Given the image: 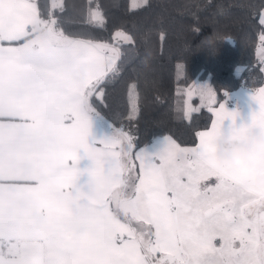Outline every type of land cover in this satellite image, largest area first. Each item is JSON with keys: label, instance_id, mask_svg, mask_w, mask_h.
Here are the masks:
<instances>
[{"label": "snow or ice", "instance_id": "6c2138e0", "mask_svg": "<svg viewBox=\"0 0 264 264\" xmlns=\"http://www.w3.org/2000/svg\"><path fill=\"white\" fill-rule=\"evenodd\" d=\"M53 7L63 11V0ZM88 22L103 27L99 6ZM120 57L66 34L31 0H0V264H264V187L246 167L220 165L212 147L226 119L243 136L238 112L220 103L192 147L164 136L159 150H137L116 128L90 141L91 97ZM196 92L215 101L208 85ZM252 99L250 123H264V87ZM178 210L189 213L181 230Z\"/></svg>", "mask_w": 264, "mask_h": 264}, {"label": "trees", "instance_id": "16d2710c", "mask_svg": "<svg viewBox=\"0 0 264 264\" xmlns=\"http://www.w3.org/2000/svg\"><path fill=\"white\" fill-rule=\"evenodd\" d=\"M54 2L59 0H37L42 18L56 19L66 34L116 44L121 57L91 97L93 114L128 133L136 149L164 135L181 145L197 142L198 130L213 119L204 105L185 112V87L198 76L207 75L214 105L240 87L264 85L258 55L264 42V0H147L140 8L132 7L131 0H63V11ZM97 6L103 27L88 22L89 7ZM118 30L132 40L115 42ZM137 174L138 167L126 173Z\"/></svg>", "mask_w": 264, "mask_h": 264}, {"label": "clouds", "instance_id": "9594fccd", "mask_svg": "<svg viewBox=\"0 0 264 264\" xmlns=\"http://www.w3.org/2000/svg\"><path fill=\"white\" fill-rule=\"evenodd\" d=\"M48 30L38 27L36 39L47 40ZM211 44V37L208 38ZM212 147L216 161L230 169L246 167L258 187H264V123H248L243 136H234L230 130L222 131L213 139ZM134 210L135 205H128ZM189 223V213L178 210L174 213L173 228L181 230Z\"/></svg>", "mask_w": 264, "mask_h": 264}, {"label": "crops", "instance_id": "0c3cea01", "mask_svg": "<svg viewBox=\"0 0 264 264\" xmlns=\"http://www.w3.org/2000/svg\"><path fill=\"white\" fill-rule=\"evenodd\" d=\"M31 2L35 3L37 5V8H38L37 0H31ZM38 10H39V8H38ZM261 19H263V21H264V9L261 12ZM258 55H259L260 60L263 62V66H264V42L259 47ZM261 87H264V85H262ZM261 87H259V88H261ZM220 103H224L226 108L229 111L238 112V115H237L236 121H235L236 126H241V125L250 123L253 111L254 110H258V108H259V105L255 102V100L252 99V90H249V89H246V88H242V87H240V88L232 91L231 93H229L228 97L225 100L220 101L216 105H214V102H213V104H212L210 109L213 111V109L219 108ZM90 115L92 117V120H91V131H90V137H89V139L91 141V140H93V134L97 137V135H98L97 131L99 129V124L101 122L99 120L100 118H98L93 113H91ZM214 119H215V113L213 111V119H212V121ZM231 124H232V121L230 119H226L224 121V125H223L224 129L225 130H229ZM210 127H211V124H210L209 127L205 128V129L198 130V132L207 130ZM164 136H170V135H164ZM164 136H160V137L156 138L152 143H150L148 145H145V146H142V147L138 148L137 150H139L141 148H145L149 152H154V151L159 150L160 148L163 147V137ZM170 137L172 139H174L172 136H170ZM197 143H198V138H197V142L194 145H181V144L180 145L182 147H192V146H195ZM89 163H90V161L85 157L83 160H81L79 166L80 167H86ZM86 179H87V175L85 174L84 176L81 177L80 182H83Z\"/></svg>", "mask_w": 264, "mask_h": 264}, {"label": "rangeland", "instance_id": "374dc122", "mask_svg": "<svg viewBox=\"0 0 264 264\" xmlns=\"http://www.w3.org/2000/svg\"><path fill=\"white\" fill-rule=\"evenodd\" d=\"M134 2H135V0H131L132 7H134L133 6ZM262 21H263V19H262ZM118 33H126L128 36H130L127 32H125L123 30H118V31L115 32V35H114L115 42H122V41L126 42L127 41V40L123 39L121 36H119ZM107 45H110L111 47H114V48L117 49L116 44L107 43ZM199 85H208V86H210L207 75L202 74L201 76H198L197 79L191 85H188L187 87H185V93H186L185 112H186L187 115H189L193 110H196V109L200 108L202 105H204L205 108H211V106L213 104V103L209 104L207 98H203L202 99L198 92H196L194 94H191V95L189 94L190 90L193 89L194 86L199 87ZM196 96L200 97L199 98L200 101H198V100L194 101L193 100V98H196ZM99 120L105 127L100 122H99L100 124L98 123L99 124V129L97 131L98 135L96 137L93 134V140H99V139H103V138L109 137V136H111L113 134L114 129H115L113 127V125L110 124L109 122H106L103 119H99Z\"/></svg>", "mask_w": 264, "mask_h": 264}]
</instances>
